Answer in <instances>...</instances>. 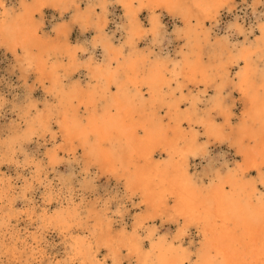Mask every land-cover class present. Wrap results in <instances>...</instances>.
<instances>
[{
	"label": "bare ground",
	"instance_id": "obj_1",
	"mask_svg": "<svg viewBox=\"0 0 264 264\" xmlns=\"http://www.w3.org/2000/svg\"><path fill=\"white\" fill-rule=\"evenodd\" d=\"M232 1L87 0L83 6L81 0H32V4L20 0L21 10L13 14L0 0V44L13 57L20 55L25 70L36 74L41 86L49 82L46 92L59 99L58 110L48 109L29 120L22 137L40 127L50 129L56 119L59 131L72 144L73 157L77 142L102 173L124 179L126 194L120 203L126 206L138 196L147 209L135 216L132 231L123 224L118 236L111 234L109 221L97 218L90 230L92 242L79 234L72 238L71 260L104 264L106 258L98 251L104 247L113 259L125 249L138 264H264V0H242L252 17L248 26L229 7ZM44 5L59 13L53 37L44 32ZM111 7L120 10L113 20L108 16ZM225 9L232 18L221 25ZM144 11L147 22L140 16ZM165 16L172 22L173 38L183 40L176 57L164 47L172 38ZM111 23L120 37L115 29L110 32ZM74 25L85 36L79 45L71 42ZM147 32L151 45L142 48L139 40ZM234 33L244 38L231 41ZM85 51L89 53L84 55ZM82 70L88 75L85 83L80 79ZM187 81L204 84V101L186 90ZM232 85L244 102L236 128H231L232 112L223 101L226 86ZM199 128L207 140L228 143L237 156L222 171L211 168L207 185L201 175L209 169L190 170L191 162L205 150ZM48 156L53 161V154ZM16 174L8 177L12 189L18 180L31 187L36 181L45 190L54 188L48 171L43 177ZM26 189L25 185L26 204L34 208L33 192L26 196ZM57 199L67 205L72 200L61 195ZM45 201L43 197L39 205L41 216L57 225L61 234H72L74 221L82 215L78 207L51 214ZM169 207L171 221L179 223L175 234L170 240L154 239L150 231L146 235L150 248L144 250L140 229ZM191 226L199 239L197 247L188 232ZM18 232L22 233L18 239L35 248L40 260L48 255L42 241L29 238L32 233L26 228ZM187 236L191 238L185 246Z\"/></svg>",
	"mask_w": 264,
	"mask_h": 264
},
{
	"label": "rangeland",
	"instance_id": "obj_2",
	"mask_svg": "<svg viewBox=\"0 0 264 264\" xmlns=\"http://www.w3.org/2000/svg\"><path fill=\"white\" fill-rule=\"evenodd\" d=\"M4 1L6 8L11 13L17 14L21 10L20 0ZM86 1L81 0L83 6ZM184 1L190 4L191 0ZM111 2L114 3V1ZM26 3L32 4V0H26ZM231 4L229 7L235 8L234 11L241 15L240 21L244 18V24L248 26L252 19L250 9L245 7L242 0H233ZM43 8L44 32L53 37L52 27L58 20L59 13L49 5H44ZM227 9L222 11L221 25L232 18L227 13ZM111 10L108 12V16L113 20L117 17V14H120V10L113 7H111ZM140 16L144 22H147L146 11L141 12ZM38 20L39 18H37ZM163 22L168 31L170 30L171 35L172 22L170 18L165 16ZM110 25V32L115 29V34L120 37V31L116 30L112 23ZM207 25L210 26V23L208 22ZM80 32L78 25L72 26L71 42L73 45H79L85 38L83 32ZM171 37L169 43L164 42V47L169 50L172 56L176 57L179 54L183 40L176 38L177 41L173 35ZM230 38L231 41L238 43L244 37L241 34L234 33L230 35ZM150 41L151 34L147 32L144 38L139 40V43L142 48H146V46L151 45ZM154 48L159 50L158 47ZM88 53L89 51H85L83 54ZM22 61L20 55L16 58L13 57L6 46L0 44V264H56V261H59V264H79L77 260H71V243L75 235H82L87 239V242H92L90 230H92L97 218L103 220V223L110 222L112 235L118 236L117 234H120L123 224L127 227V231H132L131 227L135 222V216L146 213L147 209L139 204L140 199L138 196H134L131 202L126 203V206L120 203L121 197L124 198L126 194L123 191L125 187L124 179L112 173H102L98 166L91 163L92 160L84 154L77 142L74 143L77 152L73 157L69 150L72 144L59 131L56 119L52 121L53 123L51 122L53 125H50V129L40 127L29 137H22L29 120L39 114H46L48 109L56 112L59 108V99L46 92L50 87V83L46 82L44 86H41L36 80L37 75L31 71H26V64ZM87 76L86 70H82L80 79L83 83L88 79ZM216 79L217 82H220L219 77ZM173 85H175L174 82H172ZM187 85L186 90L191 91L192 96L199 97L200 100L204 101L205 97L203 95L205 93L201 92L205 88L203 83L194 84L187 81ZM229 87L231 86H226L227 91L224 90L223 101L232 112L233 122L231 128H236L239 121H241L240 117L243 115L244 102L233 85L232 88ZM212 90L213 88H208L210 93ZM206 95L208 96L207 93ZM201 104L205 107L203 102ZM205 104L208 105L207 100H205ZM161 110L165 113V108ZM217 120L219 123L222 120V123V116L218 115ZM199 131V140L205 143V153L201 154L206 157L200 155L199 158H195L191 162L190 170L191 172L202 173V170L207 171L209 169L206 176L201 175L203 176L202 184L207 185L211 168L222 171L225 165L229 164L231 166L237 156L228 143H219L213 139L209 141L206 139L203 130L199 128ZM49 153L53 154V161L49 159ZM45 171H48L49 179L53 183L54 188L51 190H45L43 185H39L36 181L31 187L28 185V181L21 180L17 181L16 189H12L8 182V177L18 172L16 175L22 178L21 174L43 177L42 173ZM85 171H88V174H85ZM255 177L256 173H253L252 178ZM25 185L27 187L26 196H29L31 190L35 197L37 206L34 208L26 204V197L23 195ZM59 195L71 196L72 200L69 205L64 203L65 201L61 204L57 199ZM42 196L46 198L45 203H47L51 214L63 211L67 207L72 210L78 207L77 210L82 212L78 220L74 221L77 224H74L73 228H75L70 231L72 234H61L57 225L49 223L41 216L39 205L43 199ZM25 210L32 214L33 219H27ZM88 212L89 214H87ZM171 217V207H169L162 215L153 216L144 223L143 229L139 231V238L143 240L144 250L147 251L150 248L149 239L146 237L150 231L154 233V239L161 236L166 237L168 240L172 238L179 223L178 221H171ZM24 228L29 234L32 233L29 238L35 237V239L41 240L42 246L46 248L48 255L41 260L37 257L38 253H35V248H32L29 243L25 244L21 239H18V235L22 234L18 232V229L23 232ZM188 232L192 234L193 247H197L199 239L195 227H189ZM190 238L187 236L184 240L185 246H188ZM98 251L100 257L104 256L106 258L104 264H138L137 259L129 256L125 249L118 251L115 259L104 247H100ZM17 255L19 259L16 258Z\"/></svg>",
	"mask_w": 264,
	"mask_h": 264
}]
</instances>
